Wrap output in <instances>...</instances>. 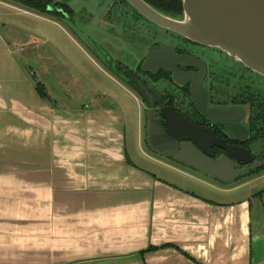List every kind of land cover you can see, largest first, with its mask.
Wrapping results in <instances>:
<instances>
[{"label":"crops","instance_id":"crops-1","mask_svg":"<svg viewBox=\"0 0 264 264\" xmlns=\"http://www.w3.org/2000/svg\"><path fill=\"white\" fill-rule=\"evenodd\" d=\"M1 24L0 264H264L254 195L209 196L136 163L126 108L43 98Z\"/></svg>","mask_w":264,"mask_h":264},{"label":"rangeland","instance_id":"rangeland-1","mask_svg":"<svg viewBox=\"0 0 264 264\" xmlns=\"http://www.w3.org/2000/svg\"><path fill=\"white\" fill-rule=\"evenodd\" d=\"M10 1L14 3V0ZM57 1L74 9L73 18L46 16L0 0L1 26L9 38L17 41L19 48H24L21 51V60L35 85L41 82L56 102L77 105L98 101L126 108L125 116L131 121L127 126L130 138L128 147L136 163L198 192L208 191L205 194L209 196L216 193L217 198L219 195H224L225 198L229 195L233 199L236 195L241 197L250 193L255 196V212L264 217V172L249 177L253 180L246 186L227 192L241 181L226 183L193 167L175 162L192 174V177H186L171 168L160 166L151 158H146L145 154H150L173 161L145 144V103L118 76L114 60L137 69L145 57V50L159 40L167 39L166 32L147 22L151 32L148 29L146 37L145 29L141 25L146 22L140 18V22L135 21V27L129 25L132 24L131 16L126 14L124 18L121 17V5L116 4V7H121V10L116 8L120 12L112 8L116 0ZM118 18L123 19L122 22H117ZM239 66L243 69L245 67L242 64ZM243 69L241 70L244 71ZM256 75L258 74L254 73L252 78L264 87V77ZM207 182L216 188L209 186Z\"/></svg>","mask_w":264,"mask_h":264},{"label":"water","instance_id":"water-1","mask_svg":"<svg viewBox=\"0 0 264 264\" xmlns=\"http://www.w3.org/2000/svg\"><path fill=\"white\" fill-rule=\"evenodd\" d=\"M16 1L20 0L14 3ZM126 1L146 23L166 33L217 48L264 77V0H182L183 13L179 15L164 12L147 0ZM145 51V58L141 60L143 72L156 75L160 69H164L172 72L174 81L181 86L192 80L191 94L202 114L215 124L230 125L234 139L247 138L249 128L242 123L247 109L208 106V92L203 85L204 75L197 78L196 74L184 72L181 68H201V60L191 55H178L175 47L168 43H161L158 48L150 47ZM114 61V67H117L116 62L119 60ZM117 72L127 78L119 68ZM144 113L145 125L148 124L144 129L145 144L164 157L171 158V162L193 167L226 183L248 179L240 178L237 170L241 164L252 160V154L247 148L229 144L225 138L217 136L214 129L190 121L174 107H164L161 117H157L153 109L149 110L148 117L146 111ZM214 147H220L226 153L214 158Z\"/></svg>","mask_w":264,"mask_h":264},{"label":"flooded vegetation","instance_id":"flooded-vegetation-1","mask_svg":"<svg viewBox=\"0 0 264 264\" xmlns=\"http://www.w3.org/2000/svg\"><path fill=\"white\" fill-rule=\"evenodd\" d=\"M116 4H119V6L121 5L123 8L121 17L124 18L126 14L131 16L132 24L129 23V25L135 27V21L140 22V18L136 17L133 9L128 4H125L122 0H116L112 7L115 8V10H121V7H116ZM47 9L50 11L51 16L59 18H73L75 13L74 9L71 10L70 7L63 6L56 0L52 1ZM130 18H128V20H130ZM122 20L123 19L118 18L116 21L120 23ZM141 25L144 27L145 36L147 37V30L149 27H147V23ZM165 35L168 36L167 39L156 42L152 47L158 48L161 43H168L175 47L178 55H191L201 60V68L196 66H185L181 68L184 72L196 74L197 78H200L202 74L204 75L203 85L208 92V106L222 109L245 107L247 109V114L242 120V123L249 128V135L244 140H236L232 136L230 125L215 124L208 117L203 115L191 94L192 80H189L185 85L181 86L174 81L172 72L164 69H160L156 75L145 73L142 71L141 66L145 57L138 64L137 69H132L117 61V68L126 73L130 78L129 85L132 84L133 86L139 87L143 94H137V96L139 95L143 102L147 104V117L150 109L156 112L157 117H161L164 107H174L176 110L182 112L190 121L214 129L217 136L225 138L229 144L242 146L251 152L252 160L247 164H241V166L237 168L240 178L248 177L249 179L252 175L256 176L263 173L264 125L258 123L257 127H252L251 116L255 111L253 106L257 103V100L253 97H248V90H255V98L256 95L260 93L261 89L264 90L262 88L263 86L258 85L252 78L255 72L253 73L252 70L246 69L245 67L243 69L235 59L217 48L208 47L175 34L165 33ZM203 63H205V66H203ZM256 76H259V74ZM248 80H250V83ZM128 87L130 88V86ZM253 129H255V132ZM254 134L256 135L254 136ZM212 151L214 158H218L226 153L225 150L220 147H214ZM255 170H257V172L253 173ZM250 172L252 174H249Z\"/></svg>","mask_w":264,"mask_h":264},{"label":"trees","instance_id":"trees-1","mask_svg":"<svg viewBox=\"0 0 264 264\" xmlns=\"http://www.w3.org/2000/svg\"><path fill=\"white\" fill-rule=\"evenodd\" d=\"M54 0H20L16 1L19 4H21L23 7L29 10H34L38 13H41L42 15L51 16L50 11H48L47 7L48 5ZM57 1V0H56ZM125 4H128L126 0H122ZM149 3L153 4L158 9L167 12L172 13L175 15H179L183 13V5L182 0H147ZM59 2V1H58ZM63 6H68L73 10V8L66 4L60 2ZM134 11V10H133ZM136 13V12H135ZM136 17L140 18L139 14L136 13ZM124 73V72H123ZM127 78L122 77L118 75L128 86H130L131 89H133L135 92H137L140 95H143L137 86H133L132 84L129 85L130 78L126 73H124ZM250 83V80H248ZM264 89V87H262ZM37 89L39 90V93L41 96L45 99H51L50 95L48 94L45 86L41 83H37ZM256 94L255 90H248V97L254 98L257 100V103L254 104L253 108H255V111L253 112L251 116V124L252 127H257L258 123H261L264 125V90H260V93L256 95V98L254 97ZM255 132V129H253ZM256 134H254L255 136ZM257 172V170L253 171V173ZM249 174H252L251 172ZM253 176V175H252Z\"/></svg>","mask_w":264,"mask_h":264}]
</instances>
